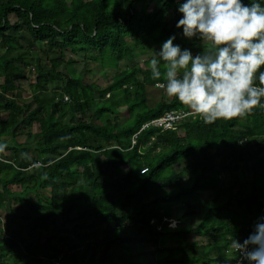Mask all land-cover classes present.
Segmentation results:
<instances>
[{
	"label": "trees",
	"instance_id": "16d2710c",
	"mask_svg": "<svg viewBox=\"0 0 264 264\" xmlns=\"http://www.w3.org/2000/svg\"><path fill=\"white\" fill-rule=\"evenodd\" d=\"M183 2L0 0V264H196L194 236L215 237L202 253L211 264L264 222V110L149 128L131 146L144 123L185 109L170 98L147 106L151 59L134 62L136 50L172 36L203 52L198 37L179 39ZM67 51L114 70L108 86L77 73ZM20 131L30 141L19 143ZM201 192L211 200L199 223L182 226Z\"/></svg>",
	"mask_w": 264,
	"mask_h": 264
},
{
	"label": "clouds",
	"instance_id": "9594fccd",
	"mask_svg": "<svg viewBox=\"0 0 264 264\" xmlns=\"http://www.w3.org/2000/svg\"><path fill=\"white\" fill-rule=\"evenodd\" d=\"M178 12L176 28L185 38L198 37L203 52L193 56L170 37L148 64L155 87L207 125L264 110V5L186 0ZM5 147L0 144V151ZM231 248L240 264H264V222L242 244L233 239Z\"/></svg>",
	"mask_w": 264,
	"mask_h": 264
},
{
	"label": "rangeland",
	"instance_id": "374dc122",
	"mask_svg": "<svg viewBox=\"0 0 264 264\" xmlns=\"http://www.w3.org/2000/svg\"><path fill=\"white\" fill-rule=\"evenodd\" d=\"M246 2H249V0H244ZM251 1V0H250ZM179 39H188L183 36V32L180 34ZM161 51V48L154 47L152 44H147L145 48L141 50H136L135 51V59L134 62L137 63L138 65H143V63L147 60H150L153 58L154 54H158ZM2 53V52H1ZM40 56V55H39ZM50 57H55L54 53L50 54ZM65 57L72 58L74 59V69L76 70L77 73H80L82 75H85L87 79H89L90 82H93L95 85L98 87H101L102 89H105L108 84L111 81V77L114 75L115 71L108 68L104 67L100 64V61L93 62V61H88L82 54H77V55H72L70 52H65ZM43 60V59H42ZM43 64H45V61H43ZM140 77V76H139ZM30 80H33V76H29ZM28 84L29 81H21L19 83L20 87L23 89H28ZM54 87H58L59 84H53ZM25 99H29V93H25L24 95ZM108 96L105 94L103 99H106ZM96 103H101L102 98L100 96V93H95L94 95ZM164 98V101H168V97L164 94L163 90L157 89L156 87H150L146 86V102L147 106L151 107L155 103L159 102L161 99ZM30 100V99H29ZM95 113V108H93L90 112V114ZM4 115V114H3ZM112 117V116H111ZM68 119V118H67ZM126 119V116L120 114L118 123H122ZM180 135H183L181 131H178ZM8 139V138H7ZM18 141H30V138H28L25 133L20 131L19 136L17 138ZM1 155V153H0ZM5 155V154H4ZM3 158V157H2ZM1 158V159H2ZM185 164V163H184ZM184 164L175 166L174 169L176 172H180L183 167L185 166ZM180 182L182 185H189L191 184L192 180L189 175H183L180 177ZM211 200V196L209 193H198L197 196L194 197L192 200L193 205L195 206V212L191 217H188L185 219L186 221L182 222V226L190 225L191 227H195L197 225V222L199 218L203 214V205L206 204ZM186 207L184 204H178V212L177 215H181L185 211ZM0 217L2 221L4 222V216L3 212L0 214ZM5 223V222H4ZM174 224V226H173ZM178 225V223H177ZM176 221H168L167 227L168 228H175L176 226ZM195 238V237H193ZM204 242V241H203ZM171 241L169 240L168 243L165 242V245H173ZM212 264H222L221 261L219 260L218 262H213Z\"/></svg>",
	"mask_w": 264,
	"mask_h": 264
},
{
	"label": "built area",
	"instance_id": "2783aa9c",
	"mask_svg": "<svg viewBox=\"0 0 264 264\" xmlns=\"http://www.w3.org/2000/svg\"><path fill=\"white\" fill-rule=\"evenodd\" d=\"M66 99L67 98H65V100ZM188 118H191V119L194 120L196 117L193 116V115H188L187 114V109L172 110V111L165 112L160 117L151 119L150 121L144 123L140 127L138 132L133 136V138L131 140V146H133L135 144L136 136L143 130H147L149 128H154V129H158L160 132L168 131V130H171V129H175L176 126H178V124H180L181 122H183L184 120H186ZM0 223L1 224L4 223L2 221V219H1V217H0ZM3 234H4V231H3ZM4 236H6V235H4ZM244 240L241 242V244L244 242ZM231 252H232V255H233L232 264H240V261H241L242 257L239 256L238 253H235L233 249H232ZM54 264H58V262L56 261ZM244 264H245V261H244Z\"/></svg>",
	"mask_w": 264,
	"mask_h": 264
},
{
	"label": "crops",
	"instance_id": "0c3cea01",
	"mask_svg": "<svg viewBox=\"0 0 264 264\" xmlns=\"http://www.w3.org/2000/svg\"><path fill=\"white\" fill-rule=\"evenodd\" d=\"M18 141V140H17ZM19 143H22L23 141H18ZM0 152H2V151H0ZM3 153V152H2ZM10 152H5V154H9ZM210 202V201H209ZM209 202H207V203H209ZM206 205V204H205ZM3 215H4V222H6L7 220H8V213L7 212H4L3 211ZM203 215V214H202ZM202 217V216H201ZM200 217V218H201ZM200 218H199V220H198V222H197V224L199 223V221H200ZM173 221V220H172ZM176 225H177V222H176ZM195 237V236H194ZM215 237H207V238H201V237H195V238H192V240L193 241H196L197 242V244H198V248L195 250V253L193 254L196 258H198V261H197V263L196 264H208L207 262H206V260L205 259H203L202 258V256H203V252L205 251V249L208 247V245L210 244L209 242H213V241H210V240H213ZM169 241V240H168ZM168 241H165L166 243H168ZM204 241V242H203ZM171 243H173V241H171ZM168 246V245H167ZM205 248V249H204ZM226 253V255H225V257L224 258H222V256L221 257H219V258H221L220 259V261H221V263L222 264H231V260L233 259V256H232V252L229 250V251H227V252H225ZM216 257V255H214L213 256V258H215ZM200 258H202V259H200ZM219 261V260H218ZM217 260H214V262H218ZM213 263V262H212ZM211 263V264H212Z\"/></svg>",
	"mask_w": 264,
	"mask_h": 264
}]
</instances>
